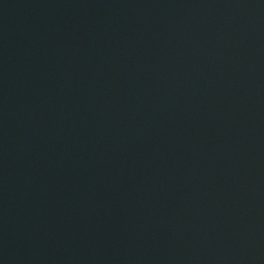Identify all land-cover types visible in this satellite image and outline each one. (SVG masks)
<instances>
[{"label":"water","instance_id":"1","mask_svg":"<svg viewBox=\"0 0 264 264\" xmlns=\"http://www.w3.org/2000/svg\"><path fill=\"white\" fill-rule=\"evenodd\" d=\"M0 264H264V0H0Z\"/></svg>","mask_w":264,"mask_h":264}]
</instances>
